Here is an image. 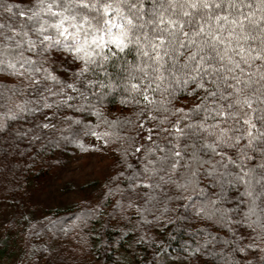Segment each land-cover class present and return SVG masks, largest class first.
<instances>
[{
    "label": "trees",
    "instance_id": "trees-1",
    "mask_svg": "<svg viewBox=\"0 0 264 264\" xmlns=\"http://www.w3.org/2000/svg\"><path fill=\"white\" fill-rule=\"evenodd\" d=\"M15 2L20 8H30L35 4V0ZM103 2L119 3L121 12L135 21L137 18L156 21L154 11H163L168 4V0H101ZM256 2L245 0V3ZM114 14L109 13L110 16ZM153 27V23H148L145 30L150 31ZM12 80L13 77L0 66V97L4 94L3 86ZM101 81L104 84L108 82L104 76H101ZM96 87L99 84L94 85L92 91L95 92ZM102 91L106 95L100 96L98 101L89 98L95 104L94 109L89 108L88 102H84L85 107L80 111L66 109L70 117L86 116V120L58 130L37 128L31 114H26L25 120H4V113L0 111V120L5 123L4 131H0V214L12 212L0 237V264L7 263L17 253H22L20 264H245L249 260L253 264H264L261 259L264 256L261 252L264 239L261 236L264 234L254 223L258 217L264 220V196L259 195L261 185L255 183L260 175L257 168L261 163L260 153L248 150L253 159L246 161L245 165L256 168L251 188L243 182L225 183V199L217 202L216 211L209 208V215H198L201 204L206 200L205 197L193 196L188 204L196 202L195 211L178 209L179 218L174 217L171 221L159 218L168 205L155 212L152 208L155 201L150 197H155L156 192L143 187L133 189L127 176L132 168L140 167L139 160L145 154L153 157L156 145L171 147V143L160 144L159 137L155 135L157 129L152 128L148 121L141 125L144 131L139 135L133 133L134 139L127 138L123 129L129 127L127 121L133 116L126 111L117 112V108L123 110L133 105L130 101L121 102L127 97L121 89L112 92L103 88ZM193 99L195 97L186 96L185 90H179L174 95L173 104L186 110ZM98 111L102 112L104 119V125L99 129L97 125L101 123V118L97 115ZM35 116L39 117V121L44 120L40 113ZM202 116L203 113L198 119ZM52 122L55 123L54 120ZM187 122L183 120L181 126ZM254 122L259 128L260 121L254 119ZM147 129H152L151 140L148 139L150 134ZM93 132L100 138L92 135ZM89 139L99 141L103 148L111 145L110 155L115 157L117 166L123 165L127 171L111 172L107 161L106 175L90 183L89 192L81 200L49 209L42 219L30 223L25 233L13 231L18 227L30 189H37L55 177L67 159L89 151ZM77 140H82L83 144L77 146ZM191 142L196 143V139L192 138ZM184 143L187 141L182 140L181 148ZM131 144L135 147L128 146ZM256 144L257 148H264V144ZM136 147L142 151H134ZM148 149L153 150L151 154ZM127 162H130L131 168ZM231 170L234 175L241 173L239 168ZM208 187L205 186L206 195ZM214 190L219 191V188ZM136 191H139L142 200L133 201L127 197L128 193ZM247 191L256 197V215L245 220V214L253 206V197L246 195ZM166 215L171 216L172 213ZM241 246H246L244 252L239 251Z\"/></svg>",
    "mask_w": 264,
    "mask_h": 264
},
{
    "label": "snow or ice",
    "instance_id": "snow-or-ice-1",
    "mask_svg": "<svg viewBox=\"0 0 264 264\" xmlns=\"http://www.w3.org/2000/svg\"><path fill=\"white\" fill-rule=\"evenodd\" d=\"M54 3L57 7H53ZM79 3L81 8H92L96 11L108 26L107 40L105 32L100 29L90 41H85L73 49V54H80L78 58L83 61L84 71L87 72V64L94 55L89 48L90 44L105 50L110 46L115 53L123 54L132 46V36L137 26L132 17L126 16L120 8H113V2L79 0ZM58 4L59 0H37L38 6L33 11V16H50L53 20L48 27L41 23L37 28L45 43L50 39L47 35L49 27L59 37L67 38L70 28L78 29L87 21L85 16L77 22L75 16L61 11ZM237 4H241L239 9L236 8ZM244 4L245 0H168L163 11H154L156 21H150L154 27L149 31L141 24L139 31H135L137 63L134 71L141 75L138 78L129 74L124 85L127 97L121 102L128 103L135 99L137 104H142L149 112L168 111V101L164 99L160 100L158 108L153 107L157 105V94L164 96L171 92L174 96L177 91L185 90L186 96L194 97L197 92L204 93L194 109L203 113V116L195 122H189L188 113H184L183 108L173 106L171 110L180 118L164 129L171 147L157 145L155 151L171 152L175 158L171 167L176 169L184 156L180 147L182 140L202 138V147L219 157V164L225 169L221 173L224 182H243L251 188L256 168L245 165L246 161L253 159L248 150L260 153L261 163L257 168L260 169L259 177H264V148H257L256 144H261L264 140V128H258L254 122L255 104L258 102L254 96L259 94V101H264V0H257L256 8L251 11H245ZM110 12L115 14L110 16ZM20 17H25V13L20 12ZM25 44L34 47L30 37L25 40ZM48 46L51 48L53 45ZM56 46L59 47L58 40ZM104 59L107 60L108 57L105 56ZM8 67L14 69L15 66L10 63ZM100 86L105 87L102 81ZM13 119L15 114L11 111L4 117V120ZM149 119L153 117L150 115ZM4 120H0V129L5 128ZM183 120L188 122L181 126ZM229 120L237 125L235 134L233 130L225 127V122ZM148 132V139L151 140L152 129H148ZM92 135L100 138L95 132ZM242 141L247 143L243 144ZM195 144L184 143L183 148H195ZM134 151L141 152L142 149L136 147ZM147 151L151 154L153 150ZM146 155L148 161L154 163L152 156ZM192 158H198L195 151ZM162 159L167 157L163 156ZM232 168H239L242 174L234 175ZM144 171H148L147 167ZM215 171V167H211L206 175L212 177ZM195 175L193 172L192 176ZM132 180L133 178L129 179L130 182ZM255 183L258 184L257 179ZM139 187L150 190L152 185L141 179L137 173L135 188ZM245 194L253 197V206L243 218L248 220L256 215V197L251 191ZM259 195L264 196V191ZM205 200L206 203L201 204L198 215H209V208L217 210L219 198L208 200L205 194ZM254 223L264 234V220L258 217ZM261 239H264V235ZM239 251L243 252L242 249ZM261 252H264V248H261ZM261 259L264 260V256Z\"/></svg>",
    "mask_w": 264,
    "mask_h": 264
},
{
    "label": "clouds",
    "instance_id": "clouds-1",
    "mask_svg": "<svg viewBox=\"0 0 264 264\" xmlns=\"http://www.w3.org/2000/svg\"><path fill=\"white\" fill-rule=\"evenodd\" d=\"M37 6V0L30 8H20L15 0H0V66L13 77L10 84L4 85L6 87L3 86L4 94L0 97L3 101L0 103V111H3L4 116L11 111L15 114V119L20 120H25L26 114H31L37 128L58 130L65 125L71 127V124H80L87 119L86 116L70 117L66 111L67 108L80 111L85 107L84 102H88L89 108L94 109L95 104L89 99L90 97L98 101L100 96L106 95L102 91L103 88L112 92L121 89L123 93H126L124 85L129 74L140 77L141 73L134 71V65L137 63L135 31H139L141 24L146 28L150 21L137 18L135 21L137 27L132 36V46L123 54L115 53L110 46L105 50L90 44L89 48L94 55L87 64L88 71L85 72L83 61L78 58L80 54H73V49L84 44L85 41H90L91 37L97 35L100 29L105 32V40H107L108 26L103 23V18L92 8H81L79 0H59L58 7L61 11H66L69 15L75 16L77 22L87 16V21L78 29L70 28L67 38L59 37L49 27L47 35L50 39L45 43L37 28L41 23L48 27L53 20L50 16L47 18L43 15L40 17L33 16V11ZM243 6L245 11H251L256 8V3H245ZM53 7H57V5L54 3ZM132 7H136V5ZM240 7L241 4L236 5L237 9ZM113 8H121V5L113 4ZM20 12L25 13L26 19H18ZM253 31L256 30L253 29ZM29 37L34 42V47H28L25 44V40ZM57 40L59 47L56 46ZM49 44L53 46L49 48ZM105 56L108 57L107 60L104 59ZM10 63L15 66L14 69H9ZM110 67L112 68L111 75L109 74ZM101 76L108 80L106 84L103 83L105 87L100 86ZM97 84L99 87H96L95 92L92 91L93 86ZM209 87L212 86L209 85ZM189 91H194V89H189ZM202 95L204 93L197 92L194 96L195 99L190 101L191 106L184 110V113H188L189 122H195L201 114L194 109L196 108V100H199ZM161 99L168 101L167 105L171 106H166L168 111L149 112L142 104H137L135 99L130 101L133 107L123 110L117 108V112L126 111L133 116V119L127 121L129 127L123 129L127 138L134 139L133 133L139 135L141 131H144L145 129L141 125L144 121H148L152 128L158 129L155 135L159 137L160 144L171 143L167 140L164 129L169 128L180 117H177L171 110L175 106L173 104L174 96L171 92L167 93L166 96L158 94L157 105L153 107L158 108ZM254 99L258 101L255 104V119L260 121L259 127L264 128V101H259V94H256ZM69 101L72 103L70 104ZM44 110L48 111L45 112ZM36 113H40L44 120L39 121V117L35 116ZM97 115L101 118V123L97 125L99 129L104 125V119L102 112L98 111ZM150 115L153 119H149ZM53 120L55 123L52 122ZM225 127L233 130V134H235L237 125L233 121L225 122ZM0 131H4V129H0ZM208 139L211 140V138ZM191 140L192 138L187 140L189 145L192 143ZM75 144L77 146L82 145L83 141L77 140ZM202 144L203 139L201 138L196 140L195 148L191 146L182 148L181 150L185 155L181 158L176 169L171 167L175 159L171 152L161 153L157 151L152 157L154 163H150L145 154L139 160L140 167L132 168L128 174V180L133 178L131 182L133 189L135 188L137 173L145 182L151 183V189L156 192L155 197H150L155 201L152 204L155 212H159L165 204L168 205L159 218L171 221L174 217L179 218L178 209L190 208L195 211L196 202L193 201L191 205L188 202L192 201L193 196L205 197V186H210L208 187V200L219 198L220 201H223L225 199L226 182L221 175L225 169L220 166L219 158L204 149ZM261 144H264V140L261 141ZM128 146L135 147L134 144ZM95 151L104 153V156H95V159H107L111 172L119 173L122 171L123 165L117 166L115 157L110 155L111 145L108 148L97 147ZM194 151L198 154V158L195 160L192 158ZM163 156H166L167 159H162ZM127 163L131 168L130 162ZM145 167L148 169L147 172L144 171ZM211 167H215L216 171L211 179H208L206 173ZM123 170L127 171L126 169ZM229 171L231 170L229 169ZM111 172L109 173L110 176ZM193 172H195V176H192ZM189 180L192 182L189 183ZM257 180L258 184L261 185V191H264V177H259ZM217 187L219 191L214 190ZM127 197L133 201L143 199L139 191L128 193ZM181 201L183 203H180ZM166 213H172V215L168 216ZM245 247L241 246L239 249L244 252ZM245 264H253V261L249 260Z\"/></svg>",
    "mask_w": 264,
    "mask_h": 264
},
{
    "label": "rangeland",
    "instance_id": "rangeland-1",
    "mask_svg": "<svg viewBox=\"0 0 264 264\" xmlns=\"http://www.w3.org/2000/svg\"><path fill=\"white\" fill-rule=\"evenodd\" d=\"M89 151L67 159L57 175L50 178L37 189H30L24 208L21 211L15 232L25 233L30 223L42 219L51 208H61L81 200L89 192V184L106 175L107 160H97L95 156H104L95 149L101 147L99 141L89 139ZM103 148V147H101ZM11 211L0 214V237L11 218ZM22 253H17L5 264H20Z\"/></svg>",
    "mask_w": 264,
    "mask_h": 264
}]
</instances>
